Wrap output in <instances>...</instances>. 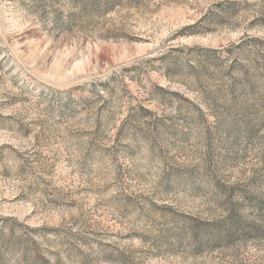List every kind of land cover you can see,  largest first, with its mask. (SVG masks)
I'll return each mask as SVG.
<instances>
[{"label": "rangeland", "instance_id": "374dc122", "mask_svg": "<svg viewBox=\"0 0 264 264\" xmlns=\"http://www.w3.org/2000/svg\"><path fill=\"white\" fill-rule=\"evenodd\" d=\"M0 264H264V0H0Z\"/></svg>", "mask_w": 264, "mask_h": 264}]
</instances>
